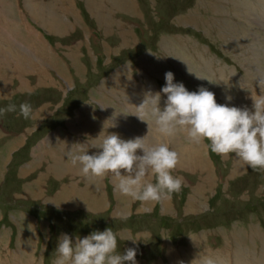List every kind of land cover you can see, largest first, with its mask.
<instances>
[{
    "label": "rangeland",
    "instance_id": "obj_1",
    "mask_svg": "<svg viewBox=\"0 0 264 264\" xmlns=\"http://www.w3.org/2000/svg\"><path fill=\"white\" fill-rule=\"evenodd\" d=\"M88 1L0 0V107L16 105L0 113V264H52L62 233L75 240L108 227L122 234L118 251L137 249L138 264L205 255L264 264V170L234 154L183 133L168 139L183 187L162 202L121 196L111 178L86 180L66 159L74 143L99 144L106 132L163 138L137 107L169 70L190 91L213 85L227 91L218 103L251 109L264 95V0H118L135 12L108 15L91 5L110 2ZM21 45L25 59L10 53Z\"/></svg>",
    "mask_w": 264,
    "mask_h": 264
},
{
    "label": "clouds",
    "instance_id": "obj_2",
    "mask_svg": "<svg viewBox=\"0 0 264 264\" xmlns=\"http://www.w3.org/2000/svg\"><path fill=\"white\" fill-rule=\"evenodd\" d=\"M165 81L160 91L149 90L137 107L138 117L150 120L164 142H149L148 133L125 139L117 132H106L99 144L74 143L66 152V159L86 178H111L114 191L141 202H162L181 191L183 179L174 175L181 154L166 142L180 133L189 142H207L211 152L221 156L234 154L252 169L264 170V95L253 99L250 109L218 103L215 93L203 86L190 91L183 82L175 81L171 70L165 72ZM162 93L166 94L163 107ZM226 99L230 101L232 97ZM15 108V104H8L0 107V113ZM20 109L25 116L32 110L28 102L22 103ZM90 147L99 151L90 154ZM118 237L122 238V234L111 227L93 230L84 237L77 235L75 240L62 233L52 264H138L136 248L118 251ZM199 264H218V260L205 255Z\"/></svg>",
    "mask_w": 264,
    "mask_h": 264
},
{
    "label": "bare ground",
    "instance_id": "obj_3",
    "mask_svg": "<svg viewBox=\"0 0 264 264\" xmlns=\"http://www.w3.org/2000/svg\"><path fill=\"white\" fill-rule=\"evenodd\" d=\"M67 1V0H66ZM92 1L94 2V1H96V0H90V1H88V2H91L90 4H92ZM105 2H110V6H108V10H106V11H104L103 9H102V7L100 6V4H102V1H98V3L99 4H92L91 5V8H92V10H93V12L94 11H97V8L100 10V11H102L103 13L102 14H106V15H108V13H111V12H113V11H117V9L119 8L120 10H123V12H131V11H133V12H135V10H133L132 9V7H131V3H129V2H127V1H118V0H104ZM209 2V1H208ZM47 3V2H46ZM210 4H211V2H209ZM62 4V3H61ZM56 5V4H55ZM214 5V4H213ZM59 6V5H58ZM57 6V7H58ZM215 6V5H214ZM56 7V6H55ZM61 9H63L62 7H60ZM135 8V7H134ZM213 8V7H212ZM59 9V8H58ZM60 9V10H61ZM215 9V8H214ZM62 11V10H61ZM63 12H64V10H63ZM98 12V11H97ZM101 13V12H100ZM100 13H98V15H101ZM59 14H60V12H59ZM189 14V13H188ZM61 15V14H60ZM63 15V14H62ZM110 15V14H109ZM185 15V14H184ZM105 16V15H104ZM103 16V17H104ZM191 16V15H190ZM96 17V16H95ZM114 17V16H113ZM190 18H192V17H190ZM97 19V18H96ZM114 19V18H113ZM182 19V18H181ZM213 19V18H212ZM61 20V19H60ZM110 20H111V18L110 19H108V18H106L105 20H103L104 22H110ZM103 21H101V22H103ZM223 22V21H222ZM211 23V22H210ZM102 24V23H101ZM111 24H113L112 22H111ZM98 25H99V23H98ZM106 27H109V24L108 25H106ZM113 27V26H112ZM119 28L121 27V26H118ZM106 29H108V28H106ZM110 31V30H109ZM109 33V32H108ZM178 38V37H177ZM16 44V43H15ZM15 44H12V46H14ZM10 46V45H9ZM11 46V47H12ZM22 45H21V48H19V46H17V47H14V48H11V52L10 53H12V52H15V53H17V54H19V56L21 55L22 56V58L23 59H25L27 56L26 55H28L27 54V52L26 51H24V48L25 47H23V49H22ZM26 49V48H25ZM110 52V51H109ZM69 54V53H68ZM254 54V53H253ZM17 56V55H16ZM31 56V55H30ZM255 56V55H254ZM4 57V56H3ZM22 59V60H23ZM28 59V58H27ZM1 60V59H0ZM11 60V59H10ZM18 60V59H17ZM21 60V61H22ZM5 60H2V61H0V62H4ZM7 61V60H6ZM20 61V60H19ZM25 62V61H24ZM148 63V62H147ZM2 64H4V63H2ZM27 64V63H26ZM49 66H50V64H48ZM0 66H1V63H0ZM4 66V65H3ZM16 66V65H15ZM33 66H34V63H33ZM39 66V65H38ZM54 67V66H53ZM1 69V68H0ZM46 70V69H45ZM22 74V73H21ZM124 74V73H123ZM51 77V76H50ZM8 78V77H7ZM41 78V77H40ZM131 79V78H130ZM8 81V80H7ZM27 81V80H26ZM70 82V81H69ZM5 84V83H4ZM68 84H70V83H68ZM72 84V83H71ZM3 87V86H2ZM1 88V87H0ZM3 89V88H2ZM5 89V88H4ZM2 92L4 91V90H1ZM0 91V93H2ZM5 93V92H4ZM3 94V93H2ZM103 124V123H102ZM102 129V128H101ZM104 129V128H103ZM106 131V130H105ZM100 132V131H99ZM104 133V132H103ZM60 137V136H59ZM55 138H57V137H52V139L54 140V142L56 143V144H58V141H57V139H55ZM59 139V138H58ZM148 139H149V142H154V143H159V142H164L165 141V138H155L154 137V135L153 134H148ZM80 140V139H79ZM97 140V139H96ZM100 141L102 140V138L101 139H99ZM99 140H97V141H99ZM168 140V139H167ZM91 143V142H90ZM53 144V143H52ZM60 144V143H59ZM58 144V145H59ZM173 144V143H172ZM175 144V143H174ZM178 144V143H177ZM69 145V144H68ZM175 146V145H174ZM178 146V145H177ZM65 148H66V145L64 146ZM63 148V147H62ZM70 148H71V146H70ZM90 149V148H89ZM59 150V149H58ZM62 151V150H61ZM56 152V151H55ZM180 152V151H179ZM52 154V153H51ZM59 154V153H58ZM39 159V158H38ZM56 163V162H55ZM24 168V167H23ZM28 170V169H27ZM25 172V171H24ZM6 176V175H5ZM90 178V177H89ZM89 178H85L86 180L87 179H89ZM91 179H93V178H91ZM94 180V179H93ZM86 183V182H85ZM94 183V182H93ZM90 185H92V184H90ZM96 186L99 188V190H101V187H102V185H101V181L100 182H98L97 184H96ZM188 186V185H187ZM89 188H91V186L89 187ZM93 188V187H92ZM101 192V191H100ZM119 194V193H118ZM92 200V199H91ZM61 201V200H60ZM53 203V202H52ZM173 203V202H172ZM121 213V212H120ZM173 213V212H172ZM118 216V215H117ZM48 225V224H47ZM202 234V233H201ZM193 235V234H192ZM186 237V236H185ZM191 237V236H190ZM199 238H200V236H199ZM172 252V251H171Z\"/></svg>",
    "mask_w": 264,
    "mask_h": 264
},
{
    "label": "crops",
    "instance_id": "obj_4",
    "mask_svg": "<svg viewBox=\"0 0 264 264\" xmlns=\"http://www.w3.org/2000/svg\"><path fill=\"white\" fill-rule=\"evenodd\" d=\"M103 138V137H102ZM101 139V138H100Z\"/></svg>",
    "mask_w": 264,
    "mask_h": 264
}]
</instances>
